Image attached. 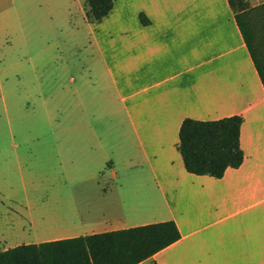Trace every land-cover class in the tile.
I'll list each match as a JSON object with an SVG mask.
<instances>
[{"label": "crops", "instance_id": "crops-1", "mask_svg": "<svg viewBox=\"0 0 264 264\" xmlns=\"http://www.w3.org/2000/svg\"><path fill=\"white\" fill-rule=\"evenodd\" d=\"M84 3L0 0L14 30L75 48L56 89L30 95L54 142L45 183L0 211V251L172 220L180 238L138 264H264V86L228 0H113L97 22ZM232 115L241 165L188 172L182 121Z\"/></svg>", "mask_w": 264, "mask_h": 264}, {"label": "rangeland", "instance_id": "rangeland-1", "mask_svg": "<svg viewBox=\"0 0 264 264\" xmlns=\"http://www.w3.org/2000/svg\"><path fill=\"white\" fill-rule=\"evenodd\" d=\"M241 2L245 5L241 15L253 35L254 56L264 66V0ZM82 7L85 18L91 21L87 5L84 3ZM51 34L47 47L48 39L25 35L10 27L9 14L0 20V211L3 213L11 211L14 202L25 201L29 184L45 183L48 167L44 159L54 140L48 139L47 113L40 103L33 109L30 95L47 94L43 88L49 86L50 90L56 89L55 74L65 63L72 64L75 50L68 32ZM71 76L72 69L62 70V82L72 87ZM51 122L54 124L57 119ZM52 168L56 173V167Z\"/></svg>", "mask_w": 264, "mask_h": 264}, {"label": "trees", "instance_id": "trees-1", "mask_svg": "<svg viewBox=\"0 0 264 264\" xmlns=\"http://www.w3.org/2000/svg\"><path fill=\"white\" fill-rule=\"evenodd\" d=\"M236 23L251 53L264 86V66L252 49V32L242 17L245 5L228 0ZM91 21H101L113 7V0H85ZM140 21L148 22L143 13ZM242 117L232 115L216 120L185 118L180 126L177 149L185 169L193 174L223 176L229 167L243 161L240 145ZM180 238L172 220L149 223L89 235L20 244L0 251V264H138Z\"/></svg>", "mask_w": 264, "mask_h": 264}]
</instances>
